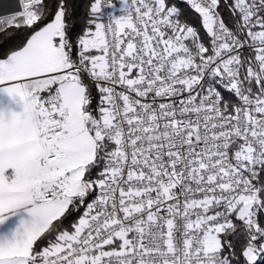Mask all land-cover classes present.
I'll use <instances>...</instances> for the list:
<instances>
[{
	"label": "snow or ice",
	"instance_id": "6c2138e0",
	"mask_svg": "<svg viewBox=\"0 0 264 264\" xmlns=\"http://www.w3.org/2000/svg\"><path fill=\"white\" fill-rule=\"evenodd\" d=\"M0 264H264V0H0Z\"/></svg>",
	"mask_w": 264,
	"mask_h": 264
}]
</instances>
